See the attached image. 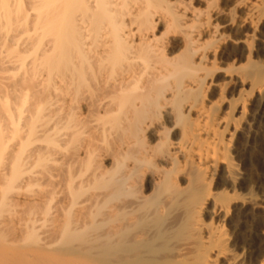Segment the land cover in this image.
<instances>
[{
	"label": "bare ground",
	"instance_id": "bare-ground-1",
	"mask_svg": "<svg viewBox=\"0 0 264 264\" xmlns=\"http://www.w3.org/2000/svg\"><path fill=\"white\" fill-rule=\"evenodd\" d=\"M213 2L0 0V264H264V0Z\"/></svg>",
	"mask_w": 264,
	"mask_h": 264
},
{
	"label": "rangeland",
	"instance_id": "rangeland-1",
	"mask_svg": "<svg viewBox=\"0 0 264 264\" xmlns=\"http://www.w3.org/2000/svg\"><path fill=\"white\" fill-rule=\"evenodd\" d=\"M224 2V1H223ZM222 2V0H214V2L212 3V5L214 4V6L213 7H215V5H216V9H218V10H220V9H222L223 8V6H224V3ZM220 23H221V25L222 26H225L226 25V18H223L222 20H220ZM223 32L224 33H226V29H223ZM19 34L20 33H2L1 32V30H0V107H2L1 105H2V103H1V100L4 98V97H6L7 95H11V93L13 92L12 90H13V87H15L16 85V83L18 82V80H17V78H20L19 79V83L18 84H21L22 86H25V84H23V82L26 80L25 78L26 77H24L23 75H24V71H19V74H18V72L17 73H15V71H13L14 70V68H15V66L16 65H14V64H16V62H15V60H16V58H11L10 56L12 55L13 56V54H11V51H14L15 53L16 52H19V51H25V49L27 48V47H25L22 43H25L26 41V39L25 38H21L22 39V41H20L19 42V46H13V44H15L16 43V40L15 39H17V38H15V37H17V35L19 36ZM7 38V39H6ZM9 38V39H8ZM13 38H15L14 40H13ZM10 39H12L11 41H10ZM25 39V40H24ZM13 42V43H12ZM15 42V43H14ZM5 43V44H4ZM8 47V48H5L6 46ZM13 49V48H16L15 50L13 49H11L9 46ZM28 46V45H27ZM22 47V48H21ZM6 49H10L11 51H9L8 53L9 54H11V55H8V53H7V50ZM28 49V48H27ZM19 50V51H18ZM6 51V52H5ZM14 52H12V53H14ZM17 54V53H16ZM16 54H14V56L13 57H15L16 56ZM7 58H9V59H7ZM17 61V60H16ZM29 61V60H28ZM8 62H9V64H8ZM13 63V64H12ZM11 65V66H10ZM8 70H10V71H7ZM12 72V73H11ZM23 72V73H22ZM13 73L15 74V75H13ZM21 75V76H20ZM23 79H25V80H23ZM25 82H28V81H25ZM24 82V83H25ZM15 85V86H14ZM19 86V85H18ZM21 87V86H20ZM10 91V92H9ZM9 92V93H8ZM7 93V94H6ZM3 96V97H2Z\"/></svg>",
	"mask_w": 264,
	"mask_h": 264
}]
</instances>
